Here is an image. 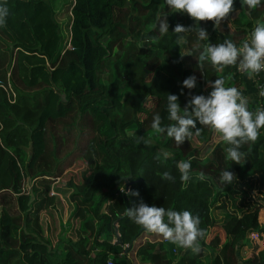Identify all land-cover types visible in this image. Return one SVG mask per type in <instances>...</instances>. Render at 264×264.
I'll return each instance as SVG.
<instances>
[{
    "label": "trees",
    "instance_id": "obj_1",
    "mask_svg": "<svg viewBox=\"0 0 264 264\" xmlns=\"http://www.w3.org/2000/svg\"><path fill=\"white\" fill-rule=\"evenodd\" d=\"M7 7L6 26L0 27V264H131V251L149 264H264V207H243L240 198L234 203L252 179L264 184V128L255 143L240 149V165L226 160L227 145L213 142L216 136L198 122L201 135L180 148L151 129L155 114L163 125L172 123L167 95H177L183 110L193 95L207 97L215 79L226 87L249 86L256 92L249 110L264 109L258 95L264 72L249 79L236 66L217 72L208 62L200 69L197 61L208 43L230 40L240 47L256 22H264V0L254 10L234 0L236 24L227 27L229 16L217 27L200 22L195 26L206 30L208 40L192 31L179 44L174 27L192 28L194 21L169 13L165 0H71L66 34L49 0H7ZM158 15H166L169 25L162 36L153 28ZM190 76L196 87L182 88ZM136 136L147 143L137 144ZM163 151L171 155L164 159ZM84 155L94 162L77 179L54 187L68 191L69 216L63 222L57 216L56 226L41 225L24 182L49 185ZM181 160L191 162L187 183L176 167ZM225 170L235 175L231 185L219 183ZM165 171L174 183L161 179ZM200 172L210 181H199ZM129 189L139 197L126 196ZM141 200L198 216L205 230L200 251L165 246L162 238L134 244L145 232L124 213ZM228 202L235 212L226 209ZM248 245L243 256L239 251Z\"/></svg>",
    "mask_w": 264,
    "mask_h": 264
},
{
    "label": "clouds",
    "instance_id": "obj_2",
    "mask_svg": "<svg viewBox=\"0 0 264 264\" xmlns=\"http://www.w3.org/2000/svg\"><path fill=\"white\" fill-rule=\"evenodd\" d=\"M165 3L169 13H186L194 21L192 28H185L180 24L174 27L173 34L177 38V44L186 42L184 34L192 31L196 32L199 41L208 40L206 30L195 25L211 21L217 27L234 10V0H165ZM260 4L261 0H241V6H247L249 10L256 9ZM8 15L7 0H0V27L6 26ZM156 20L154 30L161 36L167 34L169 25L166 15L162 18L158 15ZM197 61L200 69L203 70L208 62L217 72L236 66L249 79H253L264 72V22H256L249 37L240 47L230 40L218 44L208 43L200 51ZM196 83V77L190 76L183 81L182 88L191 90L196 87ZM209 87L212 90L207 97L193 95L183 110L177 95H167V120L172 123L163 125L161 115L155 114L151 129L157 134H166L180 148L185 141L201 135L202 128H197L198 122L213 133L219 142L227 145L224 149L226 160L240 165L245 159V153L240 149L255 143L260 136V130L264 128V109L250 111L248 98L238 88L226 87L223 79L210 81ZM258 87V95L264 97V85ZM129 135L133 136L135 133L129 132ZM142 141L147 143L144 137L136 136L137 144ZM162 155L167 159L171 154L163 151ZM159 158L158 155L157 159ZM176 167L180 173V181L187 183L191 179V162L181 160ZM159 175L162 180L175 182V178L168 171ZM196 178L201 182L211 179L203 172L198 173ZM235 179L232 172L225 170L220 174L219 183L231 185ZM124 194L139 197V192L132 189ZM124 214L146 234L160 237L179 248L191 250L194 254L200 251L199 241L205 237V230L200 228V218L188 210L175 211L171 208L148 206L141 200L139 204L125 209Z\"/></svg>",
    "mask_w": 264,
    "mask_h": 264
},
{
    "label": "rangeland",
    "instance_id": "obj_3",
    "mask_svg": "<svg viewBox=\"0 0 264 264\" xmlns=\"http://www.w3.org/2000/svg\"><path fill=\"white\" fill-rule=\"evenodd\" d=\"M70 1L71 0H49L50 4L52 5L53 9L56 11L55 19L59 23L61 27V31L63 34H66L68 32V21H69V7H70ZM230 20L226 22L227 27H230V25L236 24V20L233 19V15L229 14ZM183 59L184 64H187L186 61V51L183 50ZM185 55V56H184ZM242 95L247 97L248 100H254V95L256 92H252L249 86H246L245 84L241 85L238 88ZM153 104L152 99H149L146 103L147 106H151ZM131 128H128L126 130L127 133H129ZM260 132V136H261ZM218 140L217 138L214 139L213 142ZM214 144V143H213ZM212 145H210L207 150H210ZM207 152L204 151L201 155H206ZM86 155V154H85ZM82 156L78 160H75L68 168H66L61 176L58 179H55L53 182H50L49 185H39L36 182H24V187L27 188V190L31 193L33 197L34 207L37 210L38 218L40 224H50L52 223L54 226H56V217L58 216L61 221L63 222L71 212L72 205L68 200V191L66 189H63L62 192L54 191V187H60L63 186V183H65L68 179H77L79 172L83 169H85L89 164L94 162V159L92 157H85ZM85 157V158H84ZM260 183L257 182L256 179L251 180V185L249 187H245V189L242 191V193H238L234 196V203L238 205L237 203L238 198H240L241 201H244L242 204L243 207L246 205L248 208L252 206H263L264 207V184L259 186ZM249 203V204H248ZM227 210H230L231 212H235V210L230 206L229 202L226 206ZM264 211V210H262ZM78 213H80V210H76V213L74 214V218L78 216ZM211 213L215 217V220H219L221 217V213L219 212V209L216 207L211 208ZM37 218V219H38ZM260 222H262V218L258 219ZM142 236V237H141ZM147 238L149 240L153 239H160V237H157L155 235H150L146 233H142L140 235L139 240H143L144 238ZM141 242V241H139ZM161 242L165 245H169L168 241H165L161 239ZM136 244V241L134 242ZM165 245V246H166ZM135 246V245H134ZM250 245L248 247L244 248L243 250H240V253H243V256L247 254V250H249ZM170 252V250H168ZM176 252L174 251L175 254ZM205 256V257H204ZM206 256H209L208 252L206 250L203 251L202 258H206ZM174 262H176L178 255L173 256ZM126 259L130 261L131 264H149L147 261L145 262H139L134 257L132 251L127 253ZM236 264V262H235Z\"/></svg>",
    "mask_w": 264,
    "mask_h": 264
},
{
    "label": "built area",
    "instance_id": "obj_4",
    "mask_svg": "<svg viewBox=\"0 0 264 264\" xmlns=\"http://www.w3.org/2000/svg\"><path fill=\"white\" fill-rule=\"evenodd\" d=\"M236 70H237V72L241 73V72L238 70L237 67H236ZM106 264H113V262H112L110 259H108V260L106 261ZM237 264H239V263H237Z\"/></svg>",
    "mask_w": 264,
    "mask_h": 264
},
{
    "label": "crops",
    "instance_id": "obj_5",
    "mask_svg": "<svg viewBox=\"0 0 264 264\" xmlns=\"http://www.w3.org/2000/svg\"><path fill=\"white\" fill-rule=\"evenodd\" d=\"M246 76H247V75H246ZM135 241H136V243H137V242H139V241H142V239H141V240H139V238H138V239H137V240H135Z\"/></svg>",
    "mask_w": 264,
    "mask_h": 264
},
{
    "label": "water",
    "instance_id": "obj_6",
    "mask_svg": "<svg viewBox=\"0 0 264 264\" xmlns=\"http://www.w3.org/2000/svg\"><path fill=\"white\" fill-rule=\"evenodd\" d=\"M129 246H130V245H128L125 249H128Z\"/></svg>",
    "mask_w": 264,
    "mask_h": 264
}]
</instances>
